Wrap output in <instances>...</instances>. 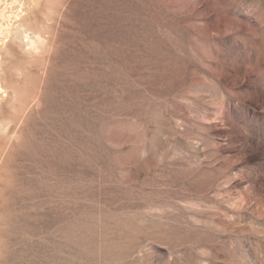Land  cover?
<instances>
[{"label": "rangeland", "instance_id": "1", "mask_svg": "<svg viewBox=\"0 0 264 264\" xmlns=\"http://www.w3.org/2000/svg\"><path fill=\"white\" fill-rule=\"evenodd\" d=\"M0 13V264H264V0Z\"/></svg>", "mask_w": 264, "mask_h": 264}, {"label": "bare ground", "instance_id": "2", "mask_svg": "<svg viewBox=\"0 0 264 264\" xmlns=\"http://www.w3.org/2000/svg\"><path fill=\"white\" fill-rule=\"evenodd\" d=\"M4 13H0L1 16H3ZM33 43V42H32Z\"/></svg>", "mask_w": 264, "mask_h": 264}]
</instances>
